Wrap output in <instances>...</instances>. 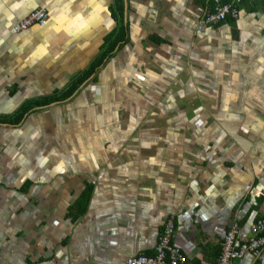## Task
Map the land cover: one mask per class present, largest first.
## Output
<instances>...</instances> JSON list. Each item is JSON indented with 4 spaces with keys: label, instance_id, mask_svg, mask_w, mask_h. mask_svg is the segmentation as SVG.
<instances>
[{
    "label": "crops",
    "instance_id": "0c3cea01",
    "mask_svg": "<svg viewBox=\"0 0 264 264\" xmlns=\"http://www.w3.org/2000/svg\"><path fill=\"white\" fill-rule=\"evenodd\" d=\"M208 2L0 0V264L152 257L168 216L187 264H216L232 224L238 241L253 234L264 0L199 25ZM40 7L43 25L13 29ZM100 56L72 95L44 102ZM232 264H264V249Z\"/></svg>",
    "mask_w": 264,
    "mask_h": 264
},
{
    "label": "built area",
    "instance_id": "2783aa9c",
    "mask_svg": "<svg viewBox=\"0 0 264 264\" xmlns=\"http://www.w3.org/2000/svg\"><path fill=\"white\" fill-rule=\"evenodd\" d=\"M249 2L253 0H247ZM242 0H210L206 5L203 17L199 19V25H209L222 21L227 16L233 18L238 14V5ZM48 18L47 10L43 7L30 10L26 15L18 20L13 26L15 31L27 29L32 24L43 25ZM174 218L168 216L161 231L158 234L155 245V255L152 257L131 255L124 260V264H187L184 252L172 243ZM253 234L243 241L235 239V225L224 232L220 242V252L216 264H232L234 260H239L245 255L254 258L260 257V252L264 248V217L255 220L251 225Z\"/></svg>",
    "mask_w": 264,
    "mask_h": 264
},
{
    "label": "trees",
    "instance_id": "16d2710c",
    "mask_svg": "<svg viewBox=\"0 0 264 264\" xmlns=\"http://www.w3.org/2000/svg\"><path fill=\"white\" fill-rule=\"evenodd\" d=\"M222 1H228V0H222ZM209 2H210V0H209ZM209 2L207 4H209ZM124 33H125V31H124L123 27H120V28L116 27L112 30V32L108 35V37H106V42L108 41L109 45L107 48H105V51H103V52H105V54L103 53L105 57L107 55H109L108 53L117 44V42L123 38ZM103 54H102V56H103ZM102 56H100L99 58H96L93 61L92 65L90 66V69L87 70L86 72H84L74 84L73 83L70 84L65 90H62L59 95L48 98V99L44 100V102H49L47 100H52V99L54 101H58V100L65 99V98L69 97L70 95H72L77 90V87L82 83V81L85 80L86 78H88L94 72L96 67L102 62V60H103ZM87 198H88V195H87V191H86V193L84 194V196L82 197L81 202H80V211H82L84 209ZM219 252H220V246H219L218 256H219ZM218 256H217V258H218ZM217 258H216V260H217ZM231 263H233V261Z\"/></svg>",
    "mask_w": 264,
    "mask_h": 264
},
{
    "label": "bare ground",
    "instance_id": "6f19581e",
    "mask_svg": "<svg viewBox=\"0 0 264 264\" xmlns=\"http://www.w3.org/2000/svg\"><path fill=\"white\" fill-rule=\"evenodd\" d=\"M171 241H172V237H171ZM172 243H173V242H172ZM173 244H174V243H173ZM263 249H264V248H263ZM263 249H262V250H263ZM262 250H261V251H262ZM241 259H242V258H241Z\"/></svg>",
    "mask_w": 264,
    "mask_h": 264
}]
</instances>
